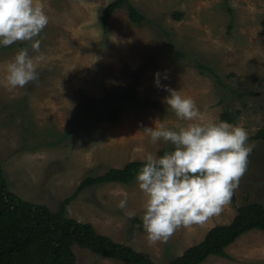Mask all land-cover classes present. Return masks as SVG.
<instances>
[{
	"label": "rangeland",
	"instance_id": "obj_1",
	"mask_svg": "<svg viewBox=\"0 0 264 264\" xmlns=\"http://www.w3.org/2000/svg\"><path fill=\"white\" fill-rule=\"evenodd\" d=\"M112 1L41 0L49 23L38 37L40 51L26 41L0 48V161L6 184L18 197L52 211L84 178L171 148L142 131L157 119L169 126L185 123L167 106L169 93L156 86V72L167 75L161 85L192 96L206 119H221L231 108L241 111L232 124H242L249 137L264 126V0H129L148 20L134 24L124 6L104 26L103 11ZM20 47L29 48L39 76L12 88L6 66ZM177 52L185 55L175 57ZM198 63L241 94L221 87ZM126 93L135 98L123 100ZM115 107L121 109L116 121H98ZM79 111L81 117L73 119ZM62 136L61 143L50 144ZM249 143L254 148L234 190L236 202L231 199L202 224L181 226L166 242L147 239L141 219L146 196L136 179L87 187L66 213L167 263L215 225L232 221L237 206L264 203V142ZM124 193L127 204L120 208ZM73 251L77 264H130L78 245ZM226 251L230 257L210 256L201 264H264V231L245 233Z\"/></svg>",
	"mask_w": 264,
	"mask_h": 264
},
{
	"label": "clouds",
	"instance_id": "obj_2",
	"mask_svg": "<svg viewBox=\"0 0 264 264\" xmlns=\"http://www.w3.org/2000/svg\"><path fill=\"white\" fill-rule=\"evenodd\" d=\"M49 23L41 0H0V48L17 41L30 42L40 51L38 37ZM38 65L28 47H20L7 62L5 80L12 88H23L38 79ZM155 84L169 93L167 106L185 123L169 126L155 120L144 126L151 142L171 145L162 155L147 152L136 174L138 188L145 194L142 224L151 242H166L181 226L202 224L219 215L231 200L245 173L254 144L242 124L221 119H206L195 99L176 88ZM127 193L118 202L127 204Z\"/></svg>",
	"mask_w": 264,
	"mask_h": 264
},
{
	"label": "trees",
	"instance_id": "obj_3",
	"mask_svg": "<svg viewBox=\"0 0 264 264\" xmlns=\"http://www.w3.org/2000/svg\"><path fill=\"white\" fill-rule=\"evenodd\" d=\"M124 6L127 7L129 18L134 24L142 25L148 20L129 0H113L103 11L104 26L111 14ZM261 23L264 30V16ZM174 55L176 57L185 54L177 52ZM198 67L201 71L207 70L216 76L221 87L241 94L230 88L209 66L198 63ZM134 98L135 94L122 95L123 100ZM240 113L239 110L233 112L231 108H227L220 117L221 120L233 123ZM120 114L121 109L115 107L104 113L98 121L113 122ZM80 117L81 111L73 119ZM62 137L50 144L61 143L65 136ZM249 139L264 142V126ZM166 150L170 149L164 148L159 155ZM142 162L143 160H133L123 168H112L100 176L84 178L75 193L62 201L58 210L52 211L44 204L28 201L10 192L0 161V264H77L73 251L75 245L130 264H201L210 256L230 257L226 248L238 238L253 230L264 231V203L247 201L237 206L232 221L215 225L208 230L202 241L188 247L167 263H158L149 254L97 232L91 223L79 222L67 215V204L85 188L107 182L129 183L136 178ZM231 199L236 202L234 192Z\"/></svg>",
	"mask_w": 264,
	"mask_h": 264
},
{
	"label": "crops",
	"instance_id": "obj_4",
	"mask_svg": "<svg viewBox=\"0 0 264 264\" xmlns=\"http://www.w3.org/2000/svg\"><path fill=\"white\" fill-rule=\"evenodd\" d=\"M238 239H239V238H238ZM238 239H237V240H238ZM229 246H230V245H229ZM226 249H227V248H226Z\"/></svg>",
	"mask_w": 264,
	"mask_h": 264
}]
</instances>
